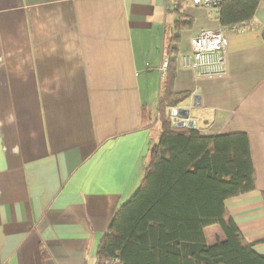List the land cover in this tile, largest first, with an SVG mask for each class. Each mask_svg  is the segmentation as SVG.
Returning a JSON list of instances; mask_svg holds the SVG:
<instances>
[{
	"label": "crops",
	"instance_id": "crops-1",
	"mask_svg": "<svg viewBox=\"0 0 264 264\" xmlns=\"http://www.w3.org/2000/svg\"><path fill=\"white\" fill-rule=\"evenodd\" d=\"M171 2L0 0V264H97L100 241L138 188L159 135ZM178 3L193 19L179 52L218 28L228 45L224 77L176 66L173 90L190 93L176 109L188 110L203 137L246 134L254 188L224 203L264 255V0L251 20L228 26L217 9ZM203 235L208 246L225 240L218 225Z\"/></svg>",
	"mask_w": 264,
	"mask_h": 264
},
{
	"label": "trees",
	"instance_id": "trees-1",
	"mask_svg": "<svg viewBox=\"0 0 264 264\" xmlns=\"http://www.w3.org/2000/svg\"><path fill=\"white\" fill-rule=\"evenodd\" d=\"M258 2H223L218 9L220 24L248 22ZM172 14L173 44L157 100L159 135L138 188L119 208L100 241L98 264L115 256L123 264H264V255L252 250L255 243L243 237L224 203L254 188L246 134L203 137L195 128L173 125L168 114L190 97L189 92H175L173 80L180 33L193 26V19L179 6ZM147 120L143 108V125ZM261 197L264 202V192ZM211 225L221 228L225 240L208 246L203 229Z\"/></svg>",
	"mask_w": 264,
	"mask_h": 264
},
{
	"label": "built area",
	"instance_id": "built-area-1",
	"mask_svg": "<svg viewBox=\"0 0 264 264\" xmlns=\"http://www.w3.org/2000/svg\"><path fill=\"white\" fill-rule=\"evenodd\" d=\"M178 1L172 0L168 5V10L173 11L177 7ZM225 1L227 0H190L194 6L217 10ZM227 45L228 39L222 28L202 31L191 39L188 51L178 53L177 66L194 72L199 78L224 77L227 71ZM168 63L167 57L161 61L159 73L162 77L167 74ZM176 120L175 117L172 119L173 125L178 124ZM102 264H123V262L118 256H115Z\"/></svg>",
	"mask_w": 264,
	"mask_h": 264
},
{
	"label": "water",
	"instance_id": "water-1",
	"mask_svg": "<svg viewBox=\"0 0 264 264\" xmlns=\"http://www.w3.org/2000/svg\"><path fill=\"white\" fill-rule=\"evenodd\" d=\"M173 116H178L180 122L176 126H185L189 128H194V123L192 120H189V112L187 109L179 108L172 110ZM186 123V124H185Z\"/></svg>",
	"mask_w": 264,
	"mask_h": 264
}]
</instances>
